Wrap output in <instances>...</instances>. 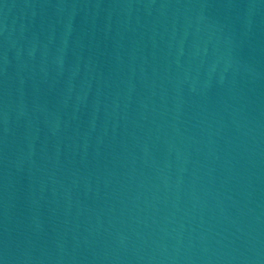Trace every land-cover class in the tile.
Segmentation results:
<instances>
[{
    "label": "water",
    "instance_id": "1",
    "mask_svg": "<svg viewBox=\"0 0 264 264\" xmlns=\"http://www.w3.org/2000/svg\"><path fill=\"white\" fill-rule=\"evenodd\" d=\"M0 264H264V0H0Z\"/></svg>",
    "mask_w": 264,
    "mask_h": 264
}]
</instances>
